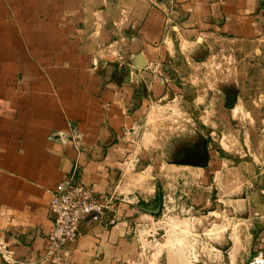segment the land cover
Instances as JSON below:
<instances>
[{
    "label": "crops",
    "instance_id": "obj_1",
    "mask_svg": "<svg viewBox=\"0 0 264 264\" xmlns=\"http://www.w3.org/2000/svg\"><path fill=\"white\" fill-rule=\"evenodd\" d=\"M217 39L264 42V0H0V264H46L50 193L69 175L115 201L81 224L70 263L151 264L156 204L198 170L168 159L160 119L182 99V54Z\"/></svg>",
    "mask_w": 264,
    "mask_h": 264
},
{
    "label": "rangeland",
    "instance_id": "obj_2",
    "mask_svg": "<svg viewBox=\"0 0 264 264\" xmlns=\"http://www.w3.org/2000/svg\"><path fill=\"white\" fill-rule=\"evenodd\" d=\"M208 51L179 57L182 99L165 103L160 119L168 159L191 154L198 170L182 193L156 204L155 234L144 237L154 240L144 247L151 264L156 242L157 264H264V42L217 39Z\"/></svg>",
    "mask_w": 264,
    "mask_h": 264
},
{
    "label": "built area",
    "instance_id": "obj_3",
    "mask_svg": "<svg viewBox=\"0 0 264 264\" xmlns=\"http://www.w3.org/2000/svg\"><path fill=\"white\" fill-rule=\"evenodd\" d=\"M113 203L112 195H96L74 175L65 176L50 193L48 212L52 228L45 239L42 262L71 264L69 254L78 240L81 224L105 218L113 212Z\"/></svg>",
    "mask_w": 264,
    "mask_h": 264
},
{
    "label": "bare ground",
    "instance_id": "obj_4",
    "mask_svg": "<svg viewBox=\"0 0 264 264\" xmlns=\"http://www.w3.org/2000/svg\"><path fill=\"white\" fill-rule=\"evenodd\" d=\"M256 264H263V262L261 260L260 261L257 260Z\"/></svg>",
    "mask_w": 264,
    "mask_h": 264
}]
</instances>
